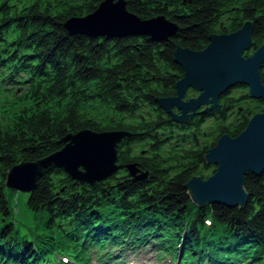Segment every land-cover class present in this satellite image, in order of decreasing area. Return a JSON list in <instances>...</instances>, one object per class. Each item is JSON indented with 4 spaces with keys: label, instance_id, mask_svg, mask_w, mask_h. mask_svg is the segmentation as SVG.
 <instances>
[{
    "label": "trees",
    "instance_id": "1",
    "mask_svg": "<svg viewBox=\"0 0 264 264\" xmlns=\"http://www.w3.org/2000/svg\"><path fill=\"white\" fill-rule=\"evenodd\" d=\"M100 1L0 0V264H64L62 257L94 264L92 256L113 264L123 248L139 244L171 264H264V172L244 176L242 208H197L183 187L214 171L203 160L207 149L222 133L236 136L264 101L235 85L220 95L218 110L186 122L154 102L174 95L181 76L175 45L202 50L208 34L250 21L252 46L243 54L258 47L264 0H124L141 19L163 15L176 23L175 36L157 43L69 35L62 24ZM259 74L264 81V66ZM81 129L128 132L116 147L122 167L92 185L43 170L26 200L34 225L19 234L7 172L58 150L63 136ZM126 164L146 178L133 180Z\"/></svg>",
    "mask_w": 264,
    "mask_h": 264
},
{
    "label": "water",
    "instance_id": "2",
    "mask_svg": "<svg viewBox=\"0 0 264 264\" xmlns=\"http://www.w3.org/2000/svg\"><path fill=\"white\" fill-rule=\"evenodd\" d=\"M62 25L69 35L104 39L139 36L157 43L174 37L178 31L176 23L163 15L139 18L126 9L124 0H101L92 12L70 17ZM252 25L243 21L231 33L208 34V44L202 50L175 45L172 59L181 76L174 83V95L154 96L157 106L174 122H186L196 113L218 110L220 95L235 85L245 86L251 98L264 101V81L259 74L264 66V41L248 56L243 54L252 46ZM188 89L197 94L185 98ZM129 136L123 130L81 129L68 133L59 140L58 150L12 166L4 183L7 188L31 192L43 170L59 169L75 182L92 185L122 167L116 164V147ZM203 160L215 169L205 178L191 176L183 185L189 200L197 208L213 203L242 208L247 200L244 176L264 172V111L252 114L236 136L220 134ZM123 167L133 180L147 176L133 164Z\"/></svg>",
    "mask_w": 264,
    "mask_h": 264
},
{
    "label": "rangeland",
    "instance_id": "3",
    "mask_svg": "<svg viewBox=\"0 0 264 264\" xmlns=\"http://www.w3.org/2000/svg\"><path fill=\"white\" fill-rule=\"evenodd\" d=\"M251 54V53H250ZM197 94L191 89H188L185 93V98L193 97ZM18 181V180H17ZM24 185V184H23ZM22 186V185H20ZM29 192L27 191H9L6 192V197L9 199L10 206L12 208L14 220H15V230L19 234L26 233L27 229L34 225V220L31 211L26 206V200L28 198ZM35 218V219H34ZM134 249L123 248L122 252L118 255L121 257L122 261H113V264H171L168 257L163 255L157 258L156 250L148 245H135ZM115 257V256H114ZM92 262L97 264L96 259L92 256ZM67 261V260H66ZM176 263V262H175ZM66 264H74L71 260H68ZM99 264V263H98Z\"/></svg>",
    "mask_w": 264,
    "mask_h": 264
},
{
    "label": "bare ground",
    "instance_id": "4",
    "mask_svg": "<svg viewBox=\"0 0 264 264\" xmlns=\"http://www.w3.org/2000/svg\"><path fill=\"white\" fill-rule=\"evenodd\" d=\"M211 165H212V164H211ZM32 190H33V189H32ZM215 204H216V203H215ZM217 204H218V203H217ZM217 204H216V205H217ZM206 205L208 206L209 204H206ZM206 205H205V206H206ZM210 205H211V204H210ZM213 205H214V204H213ZM218 205H219V204H218ZM224 207H225V206H224Z\"/></svg>",
    "mask_w": 264,
    "mask_h": 264
}]
</instances>
